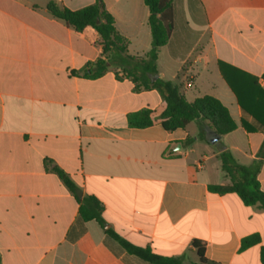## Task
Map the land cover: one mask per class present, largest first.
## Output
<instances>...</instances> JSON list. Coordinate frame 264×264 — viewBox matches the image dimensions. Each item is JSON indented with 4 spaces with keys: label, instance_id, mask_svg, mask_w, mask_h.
<instances>
[{
    "label": "crops",
    "instance_id": "1",
    "mask_svg": "<svg viewBox=\"0 0 264 264\" xmlns=\"http://www.w3.org/2000/svg\"><path fill=\"white\" fill-rule=\"evenodd\" d=\"M102 1L129 55L145 56L144 1ZM51 2L78 10L95 0H0V264H150L106 229L183 264L198 263L194 240L204 242L210 264H261L264 211L210 187L230 185L219 159L229 152L257 169L264 191V126L240 108L220 73V66L234 76L238 70L264 86V0H172L173 30L159 49L157 76L188 102L209 95L228 109L236 129L219 137L222 146L200 140L197 121L165 131L160 93L135 92L113 68L96 79L71 75L101 56L100 38L92 27L78 32L54 18ZM141 109L152 112L153 124L130 127L127 115ZM187 138L194 142L185 145ZM47 161L81 197L102 204L104 227L80 218ZM252 235L259 242L240 250Z\"/></svg>",
    "mask_w": 264,
    "mask_h": 264
},
{
    "label": "trees",
    "instance_id": "2",
    "mask_svg": "<svg viewBox=\"0 0 264 264\" xmlns=\"http://www.w3.org/2000/svg\"><path fill=\"white\" fill-rule=\"evenodd\" d=\"M148 8L147 24L151 33V49L143 57L131 56L128 53V40L121 36L114 25L112 15L105 9L102 0H95L91 5L78 10H69L51 2L47 11L54 18L64 21L76 31L85 27H92L100 38L101 56L93 62H88L83 68L71 72V75L86 79H96L105 75L113 68L122 74V77L134 84V91L156 90L162 96L165 107L159 115L162 128L165 131L183 129L191 122H199V139L209 143L208 133L224 136L236 129V124L228 109L215 97L204 95L188 102L179 87L171 81H164L157 75L156 60L159 49L165 46L173 30V3L172 0H143ZM236 71V69H233ZM220 73L229 89L234 94L240 108L250 115L260 125L264 126V86L260 87L258 78L237 70L235 76L220 66ZM238 73V74H237ZM116 78H120L115 73ZM153 77L155 79L153 80ZM264 81V72L261 75ZM152 112L141 109L127 115L130 127L145 128L153 124ZM247 132L249 127L242 122ZM194 142L187 138L185 145ZM220 145L217 142L214 146ZM222 146V145H220ZM258 155L264 158V140ZM221 170L230 180L228 186H211L210 190L218 193L231 192L238 196L247 206H258L264 211V191L257 180V169L254 166H245L237 163L229 152L220 153ZM51 164V171L64 183L78 202V214L83 221H96L101 227L105 226L102 219V204L93 196L81 197L80 189L73 180L58 166ZM105 233L115 240L128 253L150 264H183V257H163L140 248L120 238L111 229ZM259 242L258 235L245 237L241 241L240 250ZM192 246L196 250L198 263L210 264L204 258V242L194 240ZM260 262L264 264V245L260 249Z\"/></svg>",
    "mask_w": 264,
    "mask_h": 264
},
{
    "label": "water",
    "instance_id": "3",
    "mask_svg": "<svg viewBox=\"0 0 264 264\" xmlns=\"http://www.w3.org/2000/svg\"><path fill=\"white\" fill-rule=\"evenodd\" d=\"M218 140H219V136L212 134V135L210 136V138H209V143L213 145V144H215Z\"/></svg>",
    "mask_w": 264,
    "mask_h": 264
},
{
    "label": "rangeland",
    "instance_id": "4",
    "mask_svg": "<svg viewBox=\"0 0 264 264\" xmlns=\"http://www.w3.org/2000/svg\"><path fill=\"white\" fill-rule=\"evenodd\" d=\"M160 68L162 69V67H161V61H160Z\"/></svg>",
    "mask_w": 264,
    "mask_h": 264
},
{
    "label": "built area",
    "instance_id": "5",
    "mask_svg": "<svg viewBox=\"0 0 264 264\" xmlns=\"http://www.w3.org/2000/svg\"><path fill=\"white\" fill-rule=\"evenodd\" d=\"M190 84H188V86H189Z\"/></svg>",
    "mask_w": 264,
    "mask_h": 264
}]
</instances>
